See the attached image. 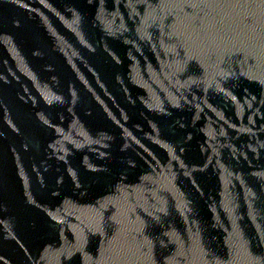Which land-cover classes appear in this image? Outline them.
I'll list each match as a JSON object with an SVG mask.
<instances>
[{"label":"water","instance_id":"95a60500","mask_svg":"<svg viewBox=\"0 0 264 264\" xmlns=\"http://www.w3.org/2000/svg\"><path fill=\"white\" fill-rule=\"evenodd\" d=\"M0 264H264V0H0Z\"/></svg>","mask_w":264,"mask_h":264}]
</instances>
